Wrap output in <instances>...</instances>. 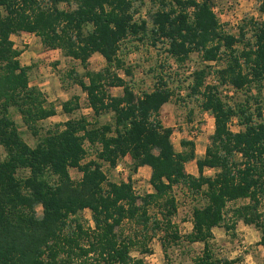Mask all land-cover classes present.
Here are the masks:
<instances>
[{"label":"trees","instance_id":"1","mask_svg":"<svg viewBox=\"0 0 264 264\" xmlns=\"http://www.w3.org/2000/svg\"><path fill=\"white\" fill-rule=\"evenodd\" d=\"M149 1L156 9L150 15L152 43L166 45L170 58L184 63L197 54L202 64L223 60L220 86L264 89V19L250 21L252 39L244 43L243 27L238 37L224 32L210 0ZM61 3L70 8L60 9ZM259 13L264 16V0H259ZM134 15L132 0H0V264H58L60 255L69 259L94 255L98 264H144L131 258L134 243L120 239L116 229L134 220L146 227L147 208L159 202L165 212L163 225L174 229L171 218L177 207L171 193L177 185L202 193L206 201L193 209L192 230L186 236L189 243L203 245L196 264H234L216 257L210 247L228 203L248 200L234 215L260 232L259 244L264 246V215L258 213L264 197V123L259 110L255 117L246 105L229 107L219 87L207 84L210 67H201L193 72L188 89L201 97V111L213 117L211 144L200 159L192 141H181V150L176 151L170 140L173 130L159 119L173 91L161 78L151 92L137 94L118 73L131 76L118 58L121 43L148 30L146 21L136 22ZM20 33L34 35L45 48L82 64L94 54L102 57L105 67L87 72L86 82L76 78L75 84L86 95L93 116L110 114L112 122L96 126L85 117L71 119L29 147L11 109L35 137L37 124L56 111L29 85L31 66L20 65L21 52L11 40ZM237 44H243L241 51ZM113 88L122 94L112 96ZM77 101L75 97L74 105L64 103L63 111L77 110ZM233 118L241 128L237 132L229 128ZM85 144L94 149V160L84 162ZM126 157L133 173L150 168L152 193L138 198L130 180L118 184L107 179L103 164L114 169ZM192 161L196 177L185 173V165ZM71 169L81 173L79 181L72 180ZM205 169L215 173L207 177ZM19 171L27 175L18 177ZM85 210L92 213L91 231L83 230L75 219ZM70 222L75 227L65 233ZM171 234L173 240L179 239Z\"/></svg>","mask_w":264,"mask_h":264},{"label":"rangeland","instance_id":"2","mask_svg":"<svg viewBox=\"0 0 264 264\" xmlns=\"http://www.w3.org/2000/svg\"><path fill=\"white\" fill-rule=\"evenodd\" d=\"M135 10L134 19L147 23V33H140L136 38H128L120 45L118 58L124 62V67L129 68L131 76L127 77L123 71L119 75L130 83L135 93L151 92L159 79H163L173 91V96L160 110V121L165 128L173 130L171 143L176 151H180V142L192 141L197 155L211 144L214 132V120L210 113L202 112L200 108V96H192L188 86L193 80L192 74L201 67L209 66L207 84L216 85L225 97L229 107L235 109L236 105L248 106V112L257 115L259 110L264 123V89L258 91L253 85L243 90H235L227 85L220 86L218 76L224 70V61L217 63L202 64L199 55L192 54L184 63H178L166 53L167 46L158 42L152 43L150 35V15L156 10L149 0H132ZM74 2H71L73 6ZM213 12L220 27L227 34L239 36L240 28L243 27L246 43L252 39L250 21L259 22L264 16L259 13V0H210ZM71 6V7H72ZM60 9H69L66 3L59 4ZM14 38V39H13ZM15 49L21 52L19 63L21 66H31L29 72V85L36 89L45 100L52 104L56 114L54 117L41 121L37 124L38 135L33 136L27 128L22 125L20 116L16 110L11 109L13 120L18 125L23 141L31 148H34L40 139L48 131L56 129L68 120L85 117L91 124L100 126L111 123V115L103 114L94 117L88 107L86 95L75 84V79L86 82L87 72H98L105 67V62L98 54L92 55L84 64L65 58L61 51L45 48L39 38L31 34H19L11 37ZM252 43V42H251ZM237 50L243 49V44L236 45ZM74 74H73V73ZM112 96H120L122 90L119 88L110 89ZM77 98L79 108L71 113L63 111L62 105ZM247 103V104H245ZM232 132L241 130L237 119L233 118L229 123ZM197 130L198 134L191 133ZM87 148V156L84 162L95 159L94 149ZM197 157V156H196ZM237 160L240 161L239 156ZM120 170L111 169L103 164L102 170L110 182L127 183L131 182L133 192L138 198L152 193V188L147 180V174L139 173L132 175L129 165L122 161ZM126 171L124 172V169ZM70 177L74 181L81 179V173L71 169ZM185 173H197L195 162L185 165ZM205 176H213L214 170L205 169ZM26 171H19L18 177H25ZM171 195L176 200V213L171 218L174 229L166 230L161 213H165L161 204L154 203L147 208L150 222L143 227L139 221H126L117 230L120 239H130L134 246L130 256L134 259H142L144 264H196V259L201 256L203 245L200 243L191 244L186 236L192 230V211L205 205L206 201L202 193L188 190L185 186L177 185L173 188ZM140 203V202H138ZM248 203V200H241L228 203L224 210V222L219 228L212 232L213 239L210 247L213 254L220 259L234 261V264H264V246L259 244L260 232L253 226H246L237 220L234 215L236 208ZM258 213L264 215V197L260 200ZM37 217L42 216L40 207L36 209ZM75 219L80 223L83 230L91 231L94 228L92 213L85 210L79 213ZM264 221V217L262 219ZM159 223V227L155 226ZM75 224L70 222L65 233L73 231ZM176 233L178 240H173ZM144 251H148L145 253ZM96 256L79 258V256L66 258L60 255L58 264H98Z\"/></svg>","mask_w":264,"mask_h":264},{"label":"crops","instance_id":"3","mask_svg":"<svg viewBox=\"0 0 264 264\" xmlns=\"http://www.w3.org/2000/svg\"><path fill=\"white\" fill-rule=\"evenodd\" d=\"M20 34H23V33H20ZM25 34V33H24ZM12 40V39H11ZM54 117V116H53ZM52 118V117H51ZM204 153H205V150L200 154V156H198L197 155V152L195 151V157H196V159H200V158H202L203 157V155H204ZM122 161H125L127 164H130L129 165V170H127L129 173H131L132 175H135V176H138L139 175V173H145V174H147V180L149 181V179H150V173H151V171H150V168L149 167H146V166H144V167H141V168H139L135 173H133L132 171H131V160H130V158L129 157H126V158H124L123 160H121V161H119L118 162V164H117V166L115 167V169H118V168H120V166L122 165L121 163H122ZM195 162V161H194ZM120 170V169H119ZM126 171V168L124 169V172ZM190 175L191 176H194V177H196L197 176V173H190ZM204 175H205V173H204Z\"/></svg>","mask_w":264,"mask_h":264},{"label":"built area","instance_id":"4","mask_svg":"<svg viewBox=\"0 0 264 264\" xmlns=\"http://www.w3.org/2000/svg\"><path fill=\"white\" fill-rule=\"evenodd\" d=\"M197 134H198V132L196 129L191 133L192 136H196Z\"/></svg>","mask_w":264,"mask_h":264},{"label":"clouds","instance_id":"5","mask_svg":"<svg viewBox=\"0 0 264 264\" xmlns=\"http://www.w3.org/2000/svg\"><path fill=\"white\" fill-rule=\"evenodd\" d=\"M14 39V38H13ZM119 171V168L117 169Z\"/></svg>","mask_w":264,"mask_h":264}]
</instances>
